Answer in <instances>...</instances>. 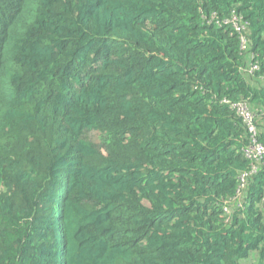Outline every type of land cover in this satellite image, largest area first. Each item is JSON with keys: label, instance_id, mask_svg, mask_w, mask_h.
<instances>
[{"label": "trees", "instance_id": "obj_1", "mask_svg": "<svg viewBox=\"0 0 264 264\" xmlns=\"http://www.w3.org/2000/svg\"><path fill=\"white\" fill-rule=\"evenodd\" d=\"M253 140L264 0H0V264H264Z\"/></svg>", "mask_w": 264, "mask_h": 264}, {"label": "built area", "instance_id": "obj_2", "mask_svg": "<svg viewBox=\"0 0 264 264\" xmlns=\"http://www.w3.org/2000/svg\"><path fill=\"white\" fill-rule=\"evenodd\" d=\"M238 112L240 113V115L243 117V119L245 121H247V124L249 126V130L251 131L252 135L254 136V127L251 124L250 120V114L247 110H245L244 108H239ZM253 143L255 145H253V147L251 148L250 151L245 152L246 156L249 158H253L255 160H259L261 158V156L264 154V146L257 143L255 140H253Z\"/></svg>", "mask_w": 264, "mask_h": 264}]
</instances>
